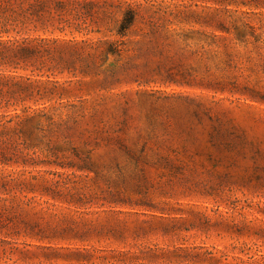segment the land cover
<instances>
[{"label":"rangeland","instance_id":"rangeland-1","mask_svg":"<svg viewBox=\"0 0 264 264\" xmlns=\"http://www.w3.org/2000/svg\"><path fill=\"white\" fill-rule=\"evenodd\" d=\"M108 3L121 58L0 137V264H264V0Z\"/></svg>","mask_w":264,"mask_h":264},{"label":"trees","instance_id":"trees-1","mask_svg":"<svg viewBox=\"0 0 264 264\" xmlns=\"http://www.w3.org/2000/svg\"><path fill=\"white\" fill-rule=\"evenodd\" d=\"M112 14L108 0H0V137L10 138L6 124L34 113L32 105L53 93L55 86L49 90L46 84L58 81L50 78L97 75L107 55L121 58L120 39L136 25L139 10L132 3L122 8L115 27L119 39H92L99 32L94 24ZM1 178L0 191L9 198L7 177ZM6 221L1 228H17Z\"/></svg>","mask_w":264,"mask_h":264}]
</instances>
